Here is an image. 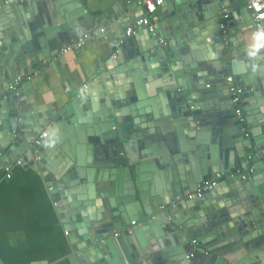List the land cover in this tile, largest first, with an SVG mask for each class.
Segmentation results:
<instances>
[{
    "label": "water",
    "instance_id": "obj_1",
    "mask_svg": "<svg viewBox=\"0 0 264 264\" xmlns=\"http://www.w3.org/2000/svg\"><path fill=\"white\" fill-rule=\"evenodd\" d=\"M39 1L43 11L36 0H0V168L20 162L45 176L72 262L264 264V54L244 38L252 9L163 0L154 31L128 35L147 15L144 0H117L99 17L82 0ZM224 10L240 21H226L227 33ZM85 32L111 51L62 108L37 107L30 81L11 87L32 58L51 55L50 41ZM218 173L203 196H186Z\"/></svg>",
    "mask_w": 264,
    "mask_h": 264
},
{
    "label": "crops",
    "instance_id": "obj_2",
    "mask_svg": "<svg viewBox=\"0 0 264 264\" xmlns=\"http://www.w3.org/2000/svg\"><path fill=\"white\" fill-rule=\"evenodd\" d=\"M116 1L82 0L86 10L94 17L113 8ZM36 5L42 11L47 6L39 0H36ZM241 5L245 7L242 0ZM234 20L230 16L225 22L231 21L228 26L238 27L234 24L237 20ZM244 38L252 53L259 54L258 57L264 54V31L261 28L253 24V27L244 30ZM49 43L50 57L41 53L31 59L32 68L41 66L44 59L46 63L30 82L37 107L50 109L55 106L60 109L71 96L93 80L95 70L104 66L111 49L107 41L92 38L86 41L81 51L56 56L60 46H53L51 41ZM212 100L220 101L222 97L218 95ZM6 167L0 168V260L4 264H74L73 247L45 176L20 162ZM8 172L11 177L7 176Z\"/></svg>",
    "mask_w": 264,
    "mask_h": 264
},
{
    "label": "built area",
    "instance_id": "obj_3",
    "mask_svg": "<svg viewBox=\"0 0 264 264\" xmlns=\"http://www.w3.org/2000/svg\"><path fill=\"white\" fill-rule=\"evenodd\" d=\"M144 1H145L144 4L146 6V10H147V15H146V17L136 21L134 23L133 27L128 28V30H127L128 35H132L133 33H135L134 28L139 27L142 24L147 25L151 32L154 31V25L152 22L157 21V16L155 13L156 8L158 5L162 4L163 0H144ZM242 1L244 3L245 7L252 9L251 13L253 15V20H254L255 25L264 31V0H242ZM229 17H230L229 12H223L224 20L221 22V28L223 29L224 33H227V24L225 22V19H228ZM88 39H89V34L87 32H85L84 34L78 36L77 38L73 39L69 43L62 46L59 50V55H66L70 52L81 51V49L84 47V45ZM159 42H160V44L166 43V41L163 39H160ZM45 63H46V60L44 59L42 65H44ZM42 65L39 67L33 68L27 74L18 75L15 78V81L13 83H11V87H13L17 83H23L25 81L32 80L34 75L38 74L41 71V69L43 68ZM226 82L229 86V90L233 94V101L234 102L239 101L240 100L239 93L242 90H241V87L238 84H236L234 76L233 75L226 76ZM237 114L240 116V121L245 120V116L243 114V109L241 106H238ZM46 134L47 133L43 132L42 135L46 136ZM6 168H9V166H7ZM252 170H253V168L251 167L249 169V171L239 172L238 174L240 175V177L245 178L247 176L246 174H249ZM7 176L11 177L12 175L10 172H8ZM225 176L226 177L233 176V173L226 174ZM222 179H224V175L222 173H218V175L215 176L214 178L205 179L197 185V189L195 191H188L186 193V196L188 198H193L194 196L195 197H201L205 194V192L207 190L213 188ZM50 189H51V187H50ZM54 204L56 206L57 203L55 202ZM190 244H191L192 250L188 254L189 259L195 255V250H197V247H198L197 239L192 238Z\"/></svg>",
    "mask_w": 264,
    "mask_h": 264
},
{
    "label": "clouds",
    "instance_id": "obj_4",
    "mask_svg": "<svg viewBox=\"0 0 264 264\" xmlns=\"http://www.w3.org/2000/svg\"><path fill=\"white\" fill-rule=\"evenodd\" d=\"M83 34H84V33H83ZM76 38H77V37H76ZM73 39H75V38H73ZM73 39L68 40V41L66 42V44L69 43L70 41H72ZM88 40H90V39H88ZM64 45H65V44H64ZM64 45H62V46H64ZM62 46H61V47H62ZM61 47H60V48H61ZM60 48H59V50H60ZM59 50H57V54H56V56L59 55ZM54 55H55V54H54ZM47 57H50V56H47ZM32 69H33V68H32ZM32 69H31V70H32ZM31 70H30V71H31ZM41 70H43V68H42ZM30 71H29V72H30ZM30 81H31V80H30Z\"/></svg>",
    "mask_w": 264,
    "mask_h": 264
}]
</instances>
